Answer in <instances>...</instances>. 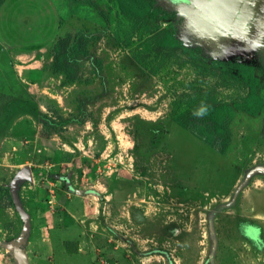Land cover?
<instances>
[{"label":"rangeland","instance_id":"obj_1","mask_svg":"<svg viewBox=\"0 0 264 264\" xmlns=\"http://www.w3.org/2000/svg\"><path fill=\"white\" fill-rule=\"evenodd\" d=\"M131 2L159 20L141 25L108 0H64L56 39L90 38L72 84L49 69L56 39L11 48L0 35V188L24 163L49 169L40 176L55 208V186L67 179L85 195L69 205H82V215L75 219L64 209L60 216L84 223L105 245L88 243L79 259L75 237L53 228L56 264H264V109L256 116L238 112L224 154L172 119L178 96L195 86L224 102L245 97L252 85L242 74L247 67L264 98V33L246 46L205 48L184 38L191 33L175 6ZM155 28L169 29L184 50L156 61L150 73L133 53ZM9 212L0 215L8 230L0 232V264H15L6 248L16 220ZM29 212L37 223L33 207Z\"/></svg>","mask_w":264,"mask_h":264},{"label":"crops","instance_id":"obj_2","mask_svg":"<svg viewBox=\"0 0 264 264\" xmlns=\"http://www.w3.org/2000/svg\"><path fill=\"white\" fill-rule=\"evenodd\" d=\"M63 2L64 0H5L0 6L1 39L8 46L10 45L9 47L11 48L12 46L9 43H13L14 45L22 43L24 45L41 41H46V46H49L47 44H50L56 39L57 33H59L61 29V5ZM4 18L5 23L1 24ZM21 22L23 24L20 28ZM18 28H20L19 32H21V34L19 37H15V32H17L16 30H18ZM21 164L22 166L19 167ZM16 166H18V169L14 171L10 183L0 188V191L4 194L3 198L7 200V206L5 204V208L0 207V215L4 214L3 212L10 213V210L12 214L15 215L14 217L16 219H14L15 223H11L9 226V229L12 230L11 233H13V238L6 243V248L11 251L15 258V264H46V260L49 264H56L53 260L57 256L56 247L58 244L55 242L54 238L51 237L52 229L56 227L64 228L66 230L65 233L69 234L70 237H75L74 241L76 242V252H78L79 259H83V255L85 254L83 246H87L88 243V245L97 247H99V245H105L99 242L92 233L88 232L84 223L75 222L73 220L69 221L68 216H60L61 213L64 212V209H67L70 216L75 219L78 214L82 215L83 213L82 205H80V209L75 207H72V209L69 208L70 201L74 199L75 196L79 195L85 198V195H80L78 192L79 190L68 183V179L66 181V186H55V199L56 204L59 206L55 208L54 204H52L55 200H51V202L48 200L49 192L46 190L44 183L41 182L42 177L40 176L41 172L46 171V174L50 172L47 171L49 169L46 170V167H32L24 163H19ZM49 166H51V164ZM27 169L30 170V178H20L18 183V189H20V202L28 218V227L25 229L22 215L15 207L14 203V206L9 204L8 192L11 196L10 185L13 179ZM44 178L47 180L46 177ZM32 185H34V187L28 189L26 192L23 190L27 186L32 187ZM30 194H32V196H30ZM98 195L100 196V194ZM102 196L104 197V195ZM31 199L34 200L33 206H27L26 202ZM99 206H102V204L100 203ZM32 207L35 218L38 219L37 223L31 222L32 218L29 208ZM98 212L101 211L98 210ZM11 219H13V217ZM1 230L6 231V234L8 233L7 228L3 226L2 216H0V232ZM20 237H22V240H20ZM28 250L33 252L31 260H29Z\"/></svg>","mask_w":264,"mask_h":264},{"label":"trees","instance_id":"obj_3","mask_svg":"<svg viewBox=\"0 0 264 264\" xmlns=\"http://www.w3.org/2000/svg\"><path fill=\"white\" fill-rule=\"evenodd\" d=\"M108 1L115 2L120 13L138 19L141 25H149L152 19L159 20L154 11L149 8L141 10L131 0ZM4 2L5 0H0V6ZM147 31L149 35L140 39L133 55L135 61L148 72L156 73L158 70L156 61H164L165 57L172 52H181L184 47L174 38L169 29L155 28ZM89 43L90 38L82 33L76 34L75 37H72L70 33H65L54 42L50 70L53 74L63 77V85L79 81L76 66L80 57L89 54ZM200 69L209 70L204 66H200ZM242 74L247 82H252L245 97L233 102H224L211 96L208 89L195 86L178 96L172 113L173 121L208 146L224 154L232 140L231 124L238 112L256 116L264 109V98L253 87L259 83V79L254 76L252 67H247L246 71L242 70ZM3 96L0 93V98ZM78 123L83 124L84 122L79 121ZM66 185L67 183L64 182L63 187ZM8 199L9 204L14 206L9 192Z\"/></svg>","mask_w":264,"mask_h":264},{"label":"water","instance_id":"obj_4","mask_svg":"<svg viewBox=\"0 0 264 264\" xmlns=\"http://www.w3.org/2000/svg\"><path fill=\"white\" fill-rule=\"evenodd\" d=\"M167 3L184 12L186 25L190 17V26L184 29L191 34L188 36L185 32L184 38L200 43L205 48L214 49L220 45L237 48V44L246 46L258 41L264 33V18L261 21L254 17L249 0H185ZM258 21L262 24L258 23V29L254 30L253 24ZM20 178H30V170L15 176L10 185L13 203L22 215L26 229L28 218L17 193Z\"/></svg>","mask_w":264,"mask_h":264},{"label":"flooded vegetation","instance_id":"obj_5","mask_svg":"<svg viewBox=\"0 0 264 264\" xmlns=\"http://www.w3.org/2000/svg\"><path fill=\"white\" fill-rule=\"evenodd\" d=\"M162 3L164 4H168L167 2H171L173 3H177L178 1H185V0H161ZM188 2V1H187ZM186 3V2H185ZM250 3V9L255 13L254 17L257 18L258 20L260 19L262 21V19L264 18V0H249ZM170 5V4H168ZM167 5V6H168ZM190 17L188 18V22L187 25L190 26ZM256 23H260L259 21ZM256 23L253 24V27L255 28L254 30H256ZM183 35V33H182Z\"/></svg>","mask_w":264,"mask_h":264}]
</instances>
